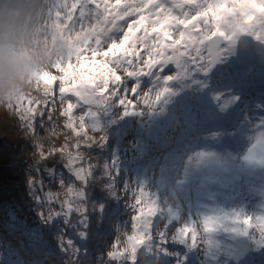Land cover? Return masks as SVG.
Listing matches in <instances>:
<instances>
[{"label":"rangeland","instance_id":"1","mask_svg":"<svg viewBox=\"0 0 264 264\" xmlns=\"http://www.w3.org/2000/svg\"><path fill=\"white\" fill-rule=\"evenodd\" d=\"M157 2L162 7L173 5V0ZM52 3L53 0H44L41 13L33 24V43L51 48L57 39H61L71 44L74 41L68 38L58 24H53L49 17ZM22 55H27V49L22 50ZM58 65L59 63L55 67ZM33 76L36 80L35 86L50 84L53 80L49 72L33 73ZM178 76V79L168 84L171 93L164 98L166 103L161 102L151 111L141 105L136 112L125 115L124 109L115 103H105L101 98L89 96L87 93L72 96L76 114H82L86 118V124H90L89 128L104 140L103 144H94L95 150L107 154L108 163L103 164L110 166V171L118 170L119 175L114 181L104 179V192L99 193L101 196L97 198L98 202L95 204V201H91L89 191L86 195L87 191L79 188L73 178H68L71 176L65 173L63 168L70 170V167L64 155L63 160L61 157L58 163L60 165L56 167V172L53 171L51 174H38L36 170L27 166L30 161L26 163L25 159L10 164L9 166L15 168L18 166L26 168L27 182L21 195L33 206L22 205L18 208L10 204L0 206L4 226L14 230L11 241L7 237L0 238V264H109L104 258V253L117 236L123 235L124 225L132 213V193L138 188H144L152 194L157 206L162 210L161 221L165 225H175L177 229L187 226L189 232L195 230L198 233L195 243L191 242L188 232L176 231L169 235L167 255L162 254V250L161 253L154 254L153 264H228L232 247H228L229 249L224 250L220 256L214 244L218 241L217 234H223L229 246L235 238L247 236L251 264H264V214L257 210L259 203L255 202L259 200L252 199L251 192L254 190L246 188L244 192L248 193L254 202L241 204L240 207L247 211L240 216L233 215L231 222L227 219L222 220L212 212L223 213L226 209L229 211L230 205H220L217 202L219 197L226 198L224 195L220 196V192H223L221 188L232 186L228 188L227 193L232 201H239L241 192L237 187L233 193L230 189L235 188L233 185L241 187L245 183L242 174L248 176V171L252 170L259 172L264 166V163L262 166L258 160L264 159V101L256 103V109L260 110L262 116L254 123L250 116L249 124L246 118L243 119L237 132H230L235 129L228 130V133L221 131L224 127L219 124L216 132L220 133L215 134L213 138L205 139L208 143L202 148L205 152L190 153V147L178 151L181 148L178 147L181 144L179 141H185L189 136H192L193 140H200L199 145L193 146L196 148L192 151L196 152L197 147L203 145V137H200L199 133L194 135L190 130V135L188 131L190 126L197 125H178L180 117L192 120L196 110L207 107L206 112L212 115L211 120L216 118L219 120L223 119L225 114L232 115V111L233 114L236 113L243 105L247 106L248 102L253 103L251 99L255 97L253 93L256 91L252 86H259L262 89L261 84L264 83V54H261V48L257 45L256 51L241 59L229 58L219 63L208 76L200 77V83H193L183 73H179ZM135 82L146 92H152L159 87L155 78L150 75L135 78ZM241 86L244 87L239 93L238 88ZM252 107L248 106L247 115ZM218 111L222 114L220 115ZM101 115L109 116L108 130H102L100 126ZM17 120L20 127L32 133L18 117ZM64 122V118H60L57 125V128H60L57 134L63 137L68 135V130L62 127ZM257 125L259 128H256ZM208 128L209 126L202 127L204 130ZM50 130H53L51 125ZM240 131H242L240 139L243 140L241 142L237 138ZM215 139V142L228 145L222 150L225 152L211 151L209 145ZM239 147L242 150H239ZM38 153L39 150L33 154L27 153L31 157V163L42 160ZM177 157H180L179 162H175ZM257 171L254 176L262 186L264 169L259 173ZM246 180L248 182V179ZM67 186L84 193L83 197H77V202L83 199L89 210L83 223L79 218H71L70 214L66 215L63 211L57 213L53 210L50 203L53 195L60 192L63 196L61 190ZM16 188L22 191L23 185L14 189ZM205 194H211L215 198L213 203L215 208L211 207L212 211H209L204 207L206 210L198 214L194 205L199 202L206 206ZM259 195L257 192V196ZM99 205L104 206L102 214L97 211ZM260 206H264V203ZM57 208L62 209L63 206L57 204ZM249 213L253 215L251 224L243 225L242 220ZM93 215L95 221L97 220L96 227L95 225L93 227L91 218ZM111 219L115 220L110 223ZM161 221H157V231H160ZM205 222H208L210 231L205 230ZM220 224H225L223 229ZM100 226L102 228H99ZM216 229L217 234H213L212 231ZM67 240L73 241V244L65 252L62 249L67 247L65 244ZM45 241L52 245V251L48 250V247H41ZM15 244H20L22 248L26 246V252L19 251ZM77 248L78 253L75 251Z\"/></svg>","mask_w":264,"mask_h":264},{"label":"snow or ice","instance_id":"2","mask_svg":"<svg viewBox=\"0 0 264 264\" xmlns=\"http://www.w3.org/2000/svg\"><path fill=\"white\" fill-rule=\"evenodd\" d=\"M49 17L69 39L79 42L75 54L55 67L50 84H38L31 94L18 99L12 112L33 134L37 121L47 122L55 134L64 118L62 127L68 130L64 142L47 150L41 144L38 154L46 159L62 153L83 185L95 173L85 151L104 140L88 127L82 114H76L73 95L87 93L115 103L125 115L141 105L151 111L166 103L164 98L171 93L168 84L179 73L200 83V77L208 76L218 63L241 59L256 51L257 45L264 54V0H173L169 7L157 0H53ZM143 75L155 78L158 89L141 90L135 78ZM40 88L43 95L37 94ZM118 175V170L107 173L109 181ZM61 191L63 196L56 192L50 201L53 210L86 221L88 207L83 199L77 202L84 193L71 186ZM131 207L123 235L104 253L109 264H153L154 254L162 250L167 255L169 235L176 231L188 232L195 243V230L161 221L162 210L144 188L132 193ZM97 211L102 214L104 206ZM157 221H161L160 231ZM242 224L251 221L245 217ZM204 228L210 231L208 222ZM65 244L62 250L67 252L73 241Z\"/></svg>","mask_w":264,"mask_h":264},{"label":"trees","instance_id":"3","mask_svg":"<svg viewBox=\"0 0 264 264\" xmlns=\"http://www.w3.org/2000/svg\"><path fill=\"white\" fill-rule=\"evenodd\" d=\"M31 93L32 92H29L28 94ZM38 93L40 95H43V89L40 88ZM11 107L12 106L9 105L7 109L0 108V206L6 204H10L15 208H18L22 205L33 206V204L28 203L26 199H24L21 195L26 187V182H27L26 168H24V166H20V167L18 166L15 168L14 166H9V165L18 161L19 159L20 160L25 159L26 163L30 161L28 162L27 166L31 169H34L33 162L31 163V157L28 154L29 153L33 154L36 151L40 150L41 144L44 145L45 150H47L50 145L59 146L61 143L64 142L63 136L58 135L57 132L55 134L52 133L51 132L52 130H50V125H48L47 122L37 123L35 125V134H33V132L32 133L27 132V130L19 126L16 117L17 115L13 114ZM98 114H100V112ZM108 120H109V116L103 115L102 117L101 115L100 126L102 130L109 129L110 126H108L109 124ZM89 125L90 124H88V127ZM57 129L58 131H60V128ZM118 131L123 132L122 130H118ZM38 140L40 141V143H38ZM111 146L112 143H110V148ZM55 153H59L62 156V160H63L62 153L60 152H55ZM85 156L93 163V165H95V173L92 177L89 178V181L86 185H83L80 180H77L75 174L72 173L70 170H68L66 167L65 169L63 168V170L65 171V173L67 172V174L71 176L68 178L74 179V181L77 183L79 188L80 187L83 188L84 192L87 191L85 193L86 195H88V191L91 193L90 195L91 201H95L96 204L98 202L97 198L99 199V197L101 196V194L99 193L104 192L103 191L105 186L104 179H108L107 173L111 170V167L103 164V163H108L107 154L106 153L101 154L100 152L97 151V149L95 150L94 145L86 149ZM55 170L54 172H56ZM61 174L63 175V171ZM21 185H23L22 191H20L18 188H16V190L14 189L15 187ZM94 217L95 216L93 215L91 218L93 219L92 221L93 227L94 225L96 227L98 226V224H97V220L95 221ZM3 218L4 217L0 212V238L7 237V239L11 241V239L14 236L13 233L14 230L4 226L5 222ZM115 219H116V215H115ZM115 219H111L109 222L111 223V221ZM99 228L102 227L100 226ZM14 246L15 248L17 247L19 251L25 250L26 252L27 250L26 246H23L22 248L20 244L17 245L15 244ZM41 247H48L47 249L50 251H52L53 249L52 245L47 243L46 241Z\"/></svg>","mask_w":264,"mask_h":264},{"label":"clouds","instance_id":"4","mask_svg":"<svg viewBox=\"0 0 264 264\" xmlns=\"http://www.w3.org/2000/svg\"><path fill=\"white\" fill-rule=\"evenodd\" d=\"M43 4L44 0H0V108L7 109L34 90L33 73L52 74L57 63L75 54L79 42L57 39L51 48L33 43V24Z\"/></svg>","mask_w":264,"mask_h":264},{"label":"water","instance_id":"5","mask_svg":"<svg viewBox=\"0 0 264 264\" xmlns=\"http://www.w3.org/2000/svg\"><path fill=\"white\" fill-rule=\"evenodd\" d=\"M219 64V63H218ZM217 64V65H218ZM216 65V66H217ZM61 155L59 153H55L46 159H42L41 161L34 162L33 163V168L36 170L38 174L42 173H52L58 163L61 160ZM236 250L231 256V264H251V253H250V247L247 239L245 237L243 238H238L236 240Z\"/></svg>","mask_w":264,"mask_h":264},{"label":"bare ground","instance_id":"6","mask_svg":"<svg viewBox=\"0 0 264 264\" xmlns=\"http://www.w3.org/2000/svg\"><path fill=\"white\" fill-rule=\"evenodd\" d=\"M213 144H216L217 146H221V143L215 142L214 140L212 141ZM245 202H248L247 200H244Z\"/></svg>","mask_w":264,"mask_h":264}]
</instances>
